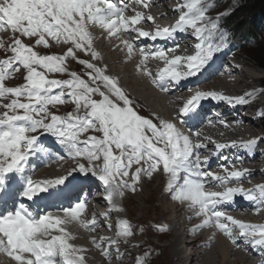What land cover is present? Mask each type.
I'll list each match as a JSON object with an SVG mask.
<instances>
[{
    "label": "snow or ice",
    "instance_id": "snow-or-ice-1",
    "mask_svg": "<svg viewBox=\"0 0 264 264\" xmlns=\"http://www.w3.org/2000/svg\"><path fill=\"white\" fill-rule=\"evenodd\" d=\"M131 2L148 9L152 0ZM210 7L208 0H182L172 9L178 13L174 23L156 25L153 31H148L140 25L145 21L155 24V18L136 9H132L133 15H126L129 9L123 0L119 3L116 0H0V29L7 26L14 34L8 46L11 55L0 59V107L4 109L0 112V192L6 190L10 176H17L21 190L11 193L13 199L19 195L27 201L47 204L52 197L66 196L78 187L73 182L75 173H90L104 188L103 199L109 208L99 217L106 222L112 211H123L115 197H122L124 189L135 192L142 174L151 177L154 172L162 171L168 175L167 190L172 199L186 203L194 216L202 218L193 230L214 227L233 244L241 241L264 254V223L245 222L218 207L240 196L252 202L259 213L264 210V183L245 188L241 180L250 170L231 162L230 168L220 165L223 174L207 168L210 157L226 148H241L254 155L264 137L227 143L207 137L194 141L171 120L154 122L140 115L119 86L118 79L106 74L107 65L99 67L77 56V52H84L92 60L100 58L93 47L90 26H98L108 37L118 39L121 33L129 36L134 33L135 39L151 41L174 40L180 33L189 34L197 42L194 54L186 56L175 54L180 47L178 43L168 49H136L134 39L120 40L129 57L139 52L141 59L137 69L167 92L188 78L203 75L216 54L228 47V34L221 30L219 16L213 19L207 15ZM23 38L33 39L34 44L25 43ZM50 39L69 46L63 54H41L35 50L36 46L47 48ZM4 47L0 42V48ZM68 58L84 66L83 75L69 70ZM150 58L164 64L155 75L147 67ZM21 68L26 72L24 82L7 86L6 81ZM56 73L67 74L68 78H50L49 74ZM256 96V90L239 96L196 90L183 100L178 115L197 117L205 100L235 106L247 105ZM9 97L10 102L2 103ZM67 103L74 104V110L66 115L50 110V106L55 108ZM220 124L227 127L224 120H220ZM90 130L102 135H87L82 139ZM44 133L55 137L77 164L65 175L33 180L28 174L30 159L37 153L51 155L40 143ZM199 135L196 133L197 137ZM209 142L214 150H209ZM209 180L223 190H210L206 187ZM87 207L86 198L77 196L74 204L60 207L63 215L35 214L20 202L0 214V252L15 264H86L87 249L71 242L73 236L66 225L75 222L90 231L100 227L97 214L93 213L90 220L82 218ZM106 227L111 230L113 225L106 223ZM159 230L166 231L167 226L161 225ZM132 236L131 223L120 219L114 237L101 236L99 240L92 237V243L102 249L105 257L111 259L115 253V258L120 260L123 258L120 244L127 243ZM136 264H145L144 258L137 257Z\"/></svg>",
    "mask_w": 264,
    "mask_h": 264
},
{
    "label": "bare ground",
    "instance_id": "bare-ground-1",
    "mask_svg": "<svg viewBox=\"0 0 264 264\" xmlns=\"http://www.w3.org/2000/svg\"><path fill=\"white\" fill-rule=\"evenodd\" d=\"M124 1H125V4L129 5L128 9L131 11V15L134 14L132 9H136L137 11H144L145 14H151L155 18V24L153 22H150V21H145V22H142V24L140 25L145 30L153 31L155 29L156 25L166 26V25H171L172 23L175 22V20L177 19V13L172 11V9H174L177 5L176 3H178V1H181V0H152V2L150 3V7L148 9H142L140 6L132 3L131 0H124ZM145 25H148L150 27L147 28ZM89 30L91 31V33L94 37L93 47L100 54V58L97 59L99 61L98 65H101L102 67L107 65L108 71H110L109 67H111V69H112L111 71L113 73L118 74V75L119 74L121 75L122 73H124L125 69L122 70V69L116 68L114 63L116 65L117 64L127 65L126 66L127 72H125V73L129 74V78L124 79L123 81H120L121 86H124V88L126 86L127 87L126 89L131 88V90L134 92L133 94L137 95V96L134 95L135 98L141 99V101L143 99L147 100L146 96L144 94L145 93L144 90L150 91V93H151V95H150L151 98H149L150 100L152 99V97L158 96L160 94L162 95V93H163L164 99H163L162 103H163V105H165L166 110L165 111L162 110V111H164L162 116L172 117L171 115L176 114L177 119H179V121L183 124V126L186 129L196 130L200 134L199 137L195 138L196 140H198V139L203 140L204 138L207 137V138H211L212 140L218 141L219 138L217 139V138H215V136L217 137L219 135L221 137L227 138V140L232 138V141L235 140V141L239 142L241 140H247L250 138H257V137L261 136V134L260 135L258 134L259 131L255 129L256 124L254 123V121H257L258 119H256L254 114L250 113L251 115L249 116V118H251L253 122L249 123L246 119L247 117L245 118V115H243L244 113H246V116L249 115V114H247V111H248L247 108L248 107H243V105H235V106L232 105L229 108L228 104L226 102H217V101H213V100H205L202 102V106L200 108V112H199V115L197 117H195V118L187 117L189 124L186 123L185 117L178 115V109H179L178 104L182 103L181 99L190 96L196 90L217 91V92H221L225 95H229V96H232V95L236 96L238 93L232 92L230 90L229 91L224 90V89H226V88L232 89L235 87V88H242V89L245 88L244 92L245 91L249 92V91L255 90V88L259 85L258 83H256L257 79L256 80L252 79L254 81L253 83L247 82L246 79H249L248 78L249 76L245 75V78H243L241 80V78H240L241 76L238 75V70H236V68L233 66V64H231V61H230V58L234 57L233 54H232V56H230L231 54L227 55V51L222 50L220 53L216 54L214 60L211 62L210 67L206 68V70L203 72V75H198L196 77L188 78L187 80H189V84L184 85V86L181 85L178 87H173V88H170L169 91L165 92V91H162L159 86L152 83V78L145 75L143 71H140L137 69V65L139 64L140 59H141L139 52L135 51L131 55V57H128V52H127L126 48L120 43V40L123 39L122 36H120L119 39L116 37H108L106 32L104 30H102L101 28H99L98 26H90ZM121 35H123L126 39H134L136 49H138L139 47H146V48L156 47V48L168 49V48H171L175 44L178 43L180 45V47L175 52V54L176 55L180 54L182 56L194 54V47H188L186 45H190V44L195 45V42H197L196 40L194 42H192V40L194 38H192L191 35L186 34V33L178 34L174 40H157V41H151L148 38L135 39L136 34H134V33L131 36L124 34V33H121ZM99 39H102V40L99 41ZM105 39L107 41H105V43H104L103 41ZM56 44H58V43H56ZM102 44H104L105 49L108 48V50H109L108 52L110 54H106L105 52H103ZM58 46H60V44ZM61 46H62V44H61ZM163 66H164L163 61H160L157 59H151L150 58L149 61L147 62V67L149 68V70L152 71L153 75H155L157 70ZM244 69H246V68H244ZM138 71L141 73V76L137 75ZM140 73H139V75H140ZM140 78L142 79V81H140ZM230 79H232L231 82H230ZM140 86H143L144 89L141 88ZM258 94L261 95V92H258ZM256 98H258V97H256ZM153 99H157V98H153ZM257 101H260V99L259 98H258V100L255 99L254 105H256V106H252V107L255 108V107L259 106L257 104ZM150 102H152V101H150ZM155 102H157V101H155ZM155 102H154V104H155ZM175 103H177V104H175ZM154 104L152 102V103H150L149 106L151 108H156V106L158 104H156V106ZM260 105H262L264 108V102H261ZM165 107H163V108H165ZM155 110L157 111V108ZM174 115H173V117H174ZM175 120H176V118H175ZM220 120L226 121L227 127L221 125ZM209 121H211V124L208 123ZM262 137H264V136H262ZM223 142L227 143L226 140H223ZM41 145L46 147L47 149H49V152L51 153V155L41 153V154L33 156L30 159L28 174L31 175L33 180L54 179L60 175H65L72 167L76 166L77 161L68 157L63 146H61L60 144L54 143L53 141L48 139V140H44L41 143ZM213 146L214 145L209 142V150H214ZM257 147L259 149L257 151H255L254 155H249L246 151L241 152V148H226L220 154L210 157V162L207 165V168H208V170H211L213 172L223 174V170L220 167L221 164H224L226 167L230 168L231 163H234L235 165H237L239 162H242L243 165L240 167L245 168L248 165L247 166L248 168L247 167L246 168L250 170V174L247 176H249V177L253 176V178L251 177V179H253V180H254V178H256L255 183L258 184L257 182L260 181V178H257V176L264 174V140H261L258 143ZM204 154H207V153L205 152ZM60 156H63L64 159H60L59 158ZM251 156H252V158H250ZM225 157H227L228 159L225 160L224 159ZM237 158H239V159H237ZM35 160H38L40 162V165L36 166L34 164ZM229 162H231V163H229ZM75 174H77V176L79 178H82L85 176L83 173H75ZM247 176H246V179L244 181L250 182V181H248ZM149 178H151V179L157 178V179H159L158 182L159 181L161 182L162 180H166L164 183L165 188L163 186V190H167V181H168V175L167 174L163 173L162 171H157V172H154L153 175ZM75 182H77V181L75 180ZM155 182H156V180H155ZM17 184H18V188L21 190L20 178L17 176H12L9 179V181H7V183H6V189L11 188V187L15 188ZM228 186H232V185L229 184ZM144 187H145V189H144L145 195H143V196H144L145 200H151L152 197H154V195H155L154 192L156 190V188H154V184H152V183L146 184L145 183ZM206 187H209L210 190H214V191L223 190L222 187H220L216 182H213L211 180H209ZM127 190H128V192L129 191L133 192L131 189H127ZM4 192H0V214L6 212L7 210H11V209H8L7 206L5 205L4 196H3ZM163 197H165L164 199L168 198V200L171 201L170 202L171 205L167 206V207L163 206L162 211L163 212L175 211L176 216L171 221L180 220L181 222H179V223L181 224V226L182 227L185 226L184 229L186 228L189 230L188 234L191 235L192 237H194L191 239L189 246H187V247H191L189 250H191L190 252L192 254L193 262H191V263L189 262L190 264H261L262 260H264V254H262L259 250L258 251L260 253L257 254L258 252L257 253L254 252L255 248L251 247L249 249V251L252 252L253 255L256 254V257L252 258L253 255L249 256L245 253V247H244L245 244L243 242L238 241L237 244L239 246H237L235 244L232 245L230 239H229V241H226L225 237L222 234H220L221 233L220 231L217 232L216 230H213L210 227H205V229L203 228L205 231L206 230H208V231H206V233L204 231L202 232V233L207 234V236L205 235L206 239L202 241L204 243H201L200 240L202 239L203 234L201 236H199V234H201L198 231L199 229L198 230H193V229H194L195 225L200 223L202 218L194 216L193 211L187 206L186 203H181V202L173 200L172 195L170 194V192L168 190L163 195ZM68 198H69V202L67 204L62 205L63 207H66L69 204H74L72 202V201H74V198L71 194L68 195ZM85 198L87 200L88 207L86 208L85 213L82 214V218L84 219V216H88V220H90L92 214L95 213L98 215V218L101 221L100 227L96 228L93 231H90V230L85 229L80 224L75 223V222L66 225V227H67L68 231L73 236V239L71 240V242L78 245V246H83L85 249H87V251L84 253V255L86 257V264H128V262L130 261L129 257H132L135 260V256H134L135 253H134L133 248H132V246L134 245V244H132V242L135 241L134 240L135 239V237H134L135 233L134 232H133V236L128 238L127 243L122 242L120 244L121 253H123V258L120 260H117L115 258V253H113V256L111 259H109L108 257H105L103 255L102 249L97 248L95 245H93L92 237H96L97 240H99V238L101 236L114 237L115 232H116L117 221H119L120 219H127V218L125 217L126 215H124V214H118L117 211L116 212L112 211L110 213L107 221L105 222L102 217H99V214L103 213L102 210L99 211V208H100L99 204L105 203V205L108 206L107 201L102 200V201H104V202H102L101 196L98 194H95L93 196V198H92V195L89 194V196H87ZM121 198L122 197H119V196L115 197V202L117 204H119L120 206L126 205L127 207H129L130 202H131L133 204H136V211H139V210L141 211L144 209L142 207V205L140 203H138V201L136 199H133V197L131 195L127 198H122V199ZM15 200H16V202L14 203V206L18 205L20 202H24L25 204H27V201H25L24 198L21 196H17ZM75 200H76V198H75ZM51 201L53 202V204H56L58 202L56 197H54L53 200H51ZM250 203L251 202L245 200L244 198L237 196V197H235L234 201L231 202L230 204H224V205H220L218 207L221 208L222 210H225L229 215H232L237 219H241L244 221L246 220L245 222L264 223V215H263L264 210H262L260 212L261 215L263 216V220L260 219L261 221H254L252 219L248 220L246 218H247V214H249V213H246L245 215L240 213L241 211L245 212V211L253 209L252 207H250L251 206ZM14 206H13V208H14ZM255 210L253 211L254 213H255ZM44 212H51L53 215H63L62 211H60L59 208H57V207L52 208V205H50V204H45V211ZM151 214H153V213H151ZM140 216H139V218H140ZM171 221H169V222H171ZM106 223H111L113 225L111 230H109L106 227ZM132 227H133V225H132ZM170 227L172 230L174 229L176 231V230H178V223H175L173 225L171 224ZM171 229H168V230H170V232H171L172 231ZM201 231H202V228H201ZM94 232H96V233L93 234ZM136 232H137V230H136ZM160 232H162V231H160ZM53 234H58V233L53 232ZM161 234H163V233H161ZM172 236H173V239L169 240L168 243L165 244L167 246L166 251L167 252L169 251L168 252V255L170 258L169 260L173 261V262L175 261L177 263L178 262L182 263L184 259H183V256L181 254H182V250L184 248V245H183V247H181V244H183V243H180V241L184 240V238L181 239L183 237L181 233H174V234H172ZM213 239H215L216 241H214ZM150 240H152V239H150ZM165 242H167V241H165ZM210 243H211V246L209 245V247H208V244H210ZM163 244H164V242H163ZM141 246H142V244H141ZM198 247L200 249H196ZM145 252H146V250H145ZM185 252H188V249ZM230 255L235 256L236 258L231 259ZM158 256H159V254H158ZM128 259H129V261H128ZM148 261H149V259H148ZM194 262H196V263H194ZM0 264H15V262L10 257H8L5 253L0 252ZM160 264H161V262H160Z\"/></svg>",
    "mask_w": 264,
    "mask_h": 264
},
{
    "label": "rangeland",
    "instance_id": "rangeland-1",
    "mask_svg": "<svg viewBox=\"0 0 264 264\" xmlns=\"http://www.w3.org/2000/svg\"><path fill=\"white\" fill-rule=\"evenodd\" d=\"M181 1H178V3L176 4H179L181 3ZM238 0H208V3L211 5L207 15L213 19H215L217 16H219V25H220V28L221 30L225 31L227 34H228V47L225 48L224 50L227 51V55L228 54H231L230 56H232V54L234 55V57H231L230 58V61H231V64H233V66L236 68V70H238V75H240L241 77V80L243 78H245V75H248L249 79H246L247 82H251L253 83L254 81L252 79H257L256 83H258L259 85L255 88L256 92H257V96L260 101H257V104L260 106H257V107H252V106H256L254 105V102H255V99L258 100V98H254L253 99H250V102L246 105L247 108V115L246 116V113H244L243 115H245V118L247 119V121L250 123H252V119L249 118V116L251 115L250 113L254 114L255 112L257 113V109H260L258 110L259 113H261V115L264 116V108L261 104V102H264V85H263V80H264V69L260 68L254 61L253 59L245 52V50L243 51L242 49L239 50L237 47H239V45L237 44L236 42V39L234 37H232L230 35V33L227 32V30L222 26L225 18L228 17V15L232 12L234 6L237 4ZM177 17H178V13H177ZM147 28H149L150 26L148 25H145ZM16 36H18L19 34H15ZM13 32L11 30V28L5 26L3 29H0V42H3V44L5 45L4 48H0V59H3V58H6L7 55H11V52H10V48H8V46L12 43V39H13ZM193 38V37H192ZM24 39V42L29 44V45H32L34 44V40L31 39V38H23ZM102 40V39H99V41ZM105 41H107L106 39L103 41L105 43ZM195 39L192 40V42H194ZM232 41L234 44H236L235 46H232ZM196 43V42H195ZM59 44H56L55 41H52L51 39L49 40V46L47 48H45L44 46H36L35 47V50L40 52L41 54H63L66 50V48L69 46L67 44H60V46H58ZM185 45V44H184ZM188 47H194V44H190V45H186ZM257 46H261L262 48H264V41H263V37L262 38H259V42H258V45ZM102 47H103V52H105L106 54H110L108 51V48L105 49V46L104 44H102ZM253 48H256L255 47H250V48H247L246 50H252ZM6 49L7 52H6ZM233 50V51H231ZM231 51V52H229ZM88 55V56H87ZM180 55V54H178ZM77 56L80 58V59H88V60H91V62L93 63H96L97 66L99 67H102L101 65H98V60H92L90 59L91 57H89L90 55L89 54H86V53H82V52H77ZM129 57V55H128ZM111 59V58H110ZM112 60V59H111ZM110 61V60H109ZM66 64H67V67L69 68L70 71H77L78 73L80 74H84V72L86 71V69L84 68L83 65H80L79 63H77L75 60L71 59V58H68V60L66 61ZM237 64V65H236ZM114 65L116 66V68H119V69H122L124 70V73H122L121 75L119 74H116V73H113L111 70V67H109L110 71H108L107 69V72L106 74L108 75H111V76H114L118 79V84L119 86L125 91V93L127 94V96L129 97V99L132 101V104L134 106V108L138 111V113L146 118H149V119H152L154 122H156L158 119H164V116H162L163 112L166 110V107L165 105H163V99L164 97L161 96V95H158V96H155V97H152V99L150 100L149 98H151V93L149 90H144V94L146 96V99H143L141 101V99H138V98H135V94H133L134 92L131 90V88H128L126 89L127 87L125 86H121V82L120 81H123L124 79H128L129 78V74L128 73H125L127 72L126 71V66L127 65H122V64H115ZM247 66V67H246ZM246 68V69H244ZM248 69V70H247ZM247 72V73H246ZM139 71H138V76H141V73L139 75ZM26 74L25 70H23L21 68V71L18 72V73H13L12 77H10L7 81H6V85L7 86H18L20 85L21 83L24 82L23 80V76ZM50 78H68L67 77V74H59V73H56V74H49ZM253 77V78H252ZM87 78V77H85ZM123 78V79H122ZM260 80V81H259ZM140 81H142V79L140 78ZM232 81V79H230V82ZM140 83V82H139ZM261 86V87H260ZM141 88L144 89L143 86H140ZM259 87V88H258ZM130 89V90H129ZM241 89V90H240ZM244 89L245 88H232V89H224V90H230L232 92H237L238 94L236 96H239V95H243L246 93V91L244 92ZM127 90V91H126ZM243 91V92H242ZM258 92H261V95L258 94ZM192 93V92H191ZM135 95V96H134ZM233 96V95H232ZM262 97V98H261ZM153 98H157V99H153ZM160 98V99H159ZM162 98V99H161ZM10 97L9 98H6V99H3L2 100V103H8L10 102ZM155 102V106L156 104H158L156 106L157 108V111L155 110L156 108H151L149 105L150 101ZM154 100V101H153ZM162 100V101H161ZM146 103H145V102ZM144 102V103H143ZM161 104H160V103ZM161 109H160V108ZM165 107V108H163ZM245 107V106H243ZM163 108V109H162ZM240 108V107H239ZM251 108V109H249ZM50 110L56 112L57 114L59 115H66L69 111L71 110H74V104L72 103H67V104H64V105H59L55 108H51L50 106ZM164 110V111H162ZM4 109L2 107H0V112H3ZM158 112V113H157ZM212 113V112H211ZM158 114V115H157ZM210 114V113H209ZM161 115V116H160ZM174 115V114H173ZM173 115H171L173 117ZM174 118V117H173ZM254 123L256 124L255 125V129L259 131V135L261 134L260 137L264 136L262 133H264V119L263 120H257V121H254ZM47 135V137H44L45 139H49L51 141H53L54 143H58V141L56 140L55 137L51 136L50 134H47V133H44ZM87 135H102L101 133H98V132H94L92 130L89 131V133H86L84 134L81 138H85ZM42 137L44 135H41ZM215 138H219L217 142H223V140H226L227 142H230L232 141V138L228 139L225 138V137H221V136H215ZM223 140H222V139ZM59 144V143H58ZM214 147V146H213ZM259 148L257 147V150ZM256 150V151H257ZM252 158V156L250 157ZM241 163V164H240ZM242 162H239L237 165H235L236 167L238 166L239 168H241L240 166H242ZM248 166V165H247ZM246 166V167H247ZM245 167V168H246ZM73 168V167H72ZM248 168V167H247ZM84 174V173H83ZM90 174V173H89ZM91 175V174H90ZM158 176V175H157ZM247 176V179L248 181L250 182H247V181H244L246 179L243 178L241 181V183H243V185H245L244 187L245 188H250V187H253L254 185H256V178L251 179V177L253 178V176ZM257 178H260V181L257 182V183H264V174L262 175H259L257 176ZM156 180V182H155ZM159 179L157 178H154V179H151L149 178L147 175H143L142 174V179L141 181L137 184V187H136V191L135 192H128L127 189H124V195L122 196V198H127L129 197L130 195L133 197V199H136L138 201V203H140L142 205V207L144 208L143 210H139V211H136V204H133L130 202V205L129 207H127L126 205H122L121 207L123 208V211H117L118 214H124L126 215L125 217L127 218V220L133 225V232L135 233V241L132 242V244H134L132 246L133 248V251L135 253V260L134 258L132 257H129L128 259V264H136V258L137 257H143L144 260H145V264H176L177 262H173V261H170L169 259V255H168V252L166 251L167 250V246L165 244L168 243L169 240H172L173 239V236L172 234L174 233H181L182 234V238H184V240H181L180 243H183L181 244V247H183L184 245V248L182 250V256H183V264H188L189 262H193L192 260V254H191V250H189L191 247H187L189 246L190 244V241L192 238L191 235L188 234V229H184V227L181 226V224L179 222H181L180 220H177V221H171L175 216H176V212L175 211H170V212H163V206L167 207V206H170L171 205V201L167 199H164L165 197H163V195L167 192V190H163V186L165 188V181L166 180H162L161 182L159 181ZM150 181V182H149ZM244 181V182H243ZM145 183H152L154 184V188H156L155 192H154V197H152L151 200H145L144 196L145 195ZM246 183V184H245ZM249 185H248V184ZM255 183V184H254ZM157 184V185H156ZM232 186L234 184H231ZM248 186V187H247ZM209 188V187H208ZM210 189V188H209ZM121 198V199H122ZM105 200V199H104ZM137 203V202H136ZM165 203V204H164ZM253 203L251 202L250 203V207H252L253 209L251 210H248V211H241L240 213L245 215L246 213H249L247 214V218L248 220H254V221H261L263 220V216L261 215V211L257 214L256 212V208L254 206V204L252 205ZM160 207V208H159ZM109 206H107L106 208L104 209H108ZM255 208V209H254ZM255 210V213L253 212ZM116 212V211H115ZM153 213V214H151ZM237 213V212H236ZM173 214V215H172ZM141 215V216H140ZM169 215V216H168ZM264 215V214H263ZM128 216V217H127ZM131 216V217H130ZM140 216V218H139ZM262 216V217H261ZM136 217V218H135ZM143 217V218H142ZM87 218V219H86ZM169 218V219H168ZM84 219L85 220H88V216H84ZM261 219V220H260ZM148 221V222H147ZM155 221V222H154ZM171 221V222H169ZM246 221V220H245ZM136 222V223H135ZM155 224H154V223ZM139 223V224H138ZM175 224V223H178V230H172L171 229V224ZM161 225H166L167 226V230L166 232L165 231H162L160 232L159 230V226ZM170 225V226H169ZM170 227V228H169ZM148 228V229H147ZM212 228L213 230H216L217 232L219 231L218 229L214 228V227H210ZM142 229V230H141ZM168 229H171L172 231L170 232V230ZM205 229V228H204ZM202 228V231L201 229H199V236H202V239L200 240L201 243H204L202 242L203 240L206 239L205 235L207 236L206 231L208 230H204ZM207 229V228H206ZM137 230V232H136ZM158 230V231H157ZM150 231V232H149ZM205 232V233H202V232ZM143 232V233H142ZM157 232V233H156ZM170 232V233H169ZM92 233V232H91ZM96 232H94L93 234H95ZM159 233V234H158ZM163 233V234H161ZM187 233V234H186ZM141 234V235H140ZM171 234V235H170ZM222 234L226 241H229V238L224 235L222 232L220 233ZM138 235V236H137ZM165 235V236H164ZM164 236V237H163ZM186 236V237H185ZM153 237V238H152ZM155 237V238H154ZM171 237V238H170ZM191 237V238H190ZM205 237V238H204ZM227 237V238H226ZM138 239V240H137ZM143 239V240H142ZM147 239V240H146ZM152 239V240H150ZM146 240V241H145ZM167 242H165V241ZM214 241H216L215 239H213ZM164 242V244H163ZM213 242V241H212ZM142 246H141V244ZM156 244V245H155ZM232 245H234L232 242H231ZM150 245V246H149ZM161 245V246H160ZM165 245V246H164ZM209 245L211 246V243L208 244V247ZM237 245V244H235ZM153 246V247H152ZM158 247V248H157ZM245 247V253L249 256L253 255L252 252L249 251V249L251 248V245H244ZM146 248V249H145ZM151 248V249H150ZM154 248V249H153ZM156 249V250H155ZM161 249V250H160ZM188 249V252H185L187 251ZM196 249H200L199 247L196 248ZM202 249V248H201ZM146 250V252H145ZM149 250V251H148ZM158 250V251H157ZM244 250V249H243ZM144 252V253H143ZM150 252V253H149ZM154 254H153V253ZM158 252V253H157ZM184 252V253H183ZM255 253L259 254L260 252L255 249L254 250ZM143 253V254H142ZM162 253V254H161ZM167 253V254H166ZM159 254V256H158ZM161 254V255H160ZM191 254V255H190ZM165 255V256H164ZM148 258H147V257ZM152 257V258H151ZM154 257V258H153ZM171 257V256H170ZM253 257H256V254L252 256ZM152 260H151V259ZM156 258V259H155ZM230 258L231 259H235L236 257L235 256H232L230 255ZM147 259V260H146ZM149 259V261H148ZM132 260V261H131ZM159 260V261H158ZM161 260V261H160ZM167 260V261H166ZM149 262V263H148ZM165 262V263H164ZM179 263V262H178ZM177 263V264H178ZM182 263H179V264H182ZM189 263V264H190ZM196 263V262H194Z\"/></svg>",
    "mask_w": 264,
    "mask_h": 264
},
{
    "label": "trees",
    "instance_id": "trees-1",
    "mask_svg": "<svg viewBox=\"0 0 264 264\" xmlns=\"http://www.w3.org/2000/svg\"><path fill=\"white\" fill-rule=\"evenodd\" d=\"M222 26L241 45V49L264 69V48L257 46L259 38L263 37L264 41V0H238Z\"/></svg>",
    "mask_w": 264,
    "mask_h": 264
}]
</instances>
